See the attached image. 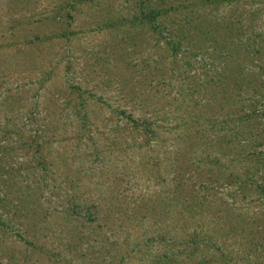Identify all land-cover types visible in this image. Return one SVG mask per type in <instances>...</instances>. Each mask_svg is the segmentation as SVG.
I'll return each instance as SVG.
<instances>
[{
  "label": "rangeland",
  "instance_id": "374dc122",
  "mask_svg": "<svg viewBox=\"0 0 264 264\" xmlns=\"http://www.w3.org/2000/svg\"><path fill=\"white\" fill-rule=\"evenodd\" d=\"M142 1L149 3L0 0V264H167L161 255L178 248L172 264H192L196 254L185 256L191 219L181 217L178 206L171 222L162 212L142 214L140 197L150 202L151 189L162 190L160 198L151 196L153 202L164 200L160 168L170 140L161 136L159 148L151 142L153 151L133 144L139 135L127 115L155 119L163 130L172 118L162 109L154 113L151 100L156 99V108L187 82L194 87L191 77L213 71L224 55L212 57L210 47L196 46L191 26L180 14L185 10H166L155 32L144 22L129 23ZM190 1L193 14L200 10L208 17L229 6L225 1ZM177 2L189 0L154 4ZM252 10L258 14L252 22H261L262 0L237 1L235 11L244 25L248 22L241 15ZM102 15L110 17L111 25L99 26L96 19ZM195 22L193 17L190 23ZM34 33L45 37L29 40ZM160 72L168 83L154 89L153 77ZM255 150L262 151L259 174L247 172L242 180L264 178V143ZM122 170L125 175L118 177ZM191 179L197 180L185 171L176 189ZM191 183L198 189L211 186L209 191L219 197L214 201L223 199L220 213L228 210L244 222L264 226V197L239 199L234 181L201 175ZM196 216L199 222L214 221L209 212ZM258 241L263 245L260 236ZM226 244L236 251L246 242L238 238ZM262 252L249 255L246 264L264 263Z\"/></svg>",
  "mask_w": 264,
  "mask_h": 264
},
{
  "label": "trees",
  "instance_id": "16d2710c",
  "mask_svg": "<svg viewBox=\"0 0 264 264\" xmlns=\"http://www.w3.org/2000/svg\"><path fill=\"white\" fill-rule=\"evenodd\" d=\"M154 1L149 0V3L146 1L145 5L142 1L139 5L141 8L137 13L131 14L128 22L133 24L137 21L144 22L155 32L159 17L166 10L176 9L179 12L185 10L180 14L184 15V22L190 24L192 31L190 37L196 40V46L203 49L210 47L212 57L220 53L224 56L213 71H204L201 75L191 77V80L193 78L195 80L194 87L191 85L192 81L187 82L186 85L175 89L174 95L166 96L165 101H161L156 108V99L151 100L154 113L157 114L162 109V113L167 112L172 118V123L168 126L165 124L163 130L155 124V119L133 118L127 115L134 131L139 135L138 142L137 137L133 136V144H143L153 151L151 142L157 141L159 148L161 136L170 140V147H165L162 151L163 162L160 168L164 172V189L167 190L161 195L164 200L160 205L153 202L151 196H154V199L160 198L162 190L151 189L149 193L151 195L148 197L150 202L140 197L142 214L152 212L153 215L161 216L162 212L171 222L174 219V216H171L174 207L178 206L176 210L180 216L191 219L194 224L192 230L187 233L188 238L185 239V242L190 243L185 256L191 258L196 254L192 258V264H230L235 254L239 255L233 261L234 264H246L249 255H260L256 252L264 249V243L262 245L258 241L260 236L264 242V226L259 227V221L254 225H251V220L244 222L241 215L228 210L220 213L218 208L224 202L223 199L219 202V197L209 191L211 186L203 184L198 189L194 188L191 182H197L201 175L227 183L234 181L237 183L239 199L252 194H255L256 199L264 197V178L256 181L244 177L242 180L243 174L246 175L247 172L249 173L246 176L250 177L258 173L257 167L262 151H256L255 146L264 143V18L261 22L256 20L252 22L258 14L253 10L248 11L241 15L248 22L244 25L238 19L239 12L235 11L238 0H198L199 4L209 1L216 3L225 1L229 4L225 12L220 11L217 16L211 17L205 16L200 10L193 14V8L187 7L188 4H193L190 0L185 4L169 3L167 7L154 4ZM158 1L161 3L168 0ZM262 1L264 3V0ZM188 12L196 18L195 23H190L193 17H189ZM109 19L107 15H102L96 20L101 26L104 23L111 25ZM118 22L124 23L123 20ZM43 37L45 35L34 33L29 40H41ZM167 43L173 49L176 47L173 41ZM163 75V72H160L153 77L154 89H161L168 83ZM249 149H252L251 155L248 153ZM246 155L248 156L245 159ZM185 171H191L197 180L191 179V182L185 183L182 190H178L176 188L179 176ZM125 173L122 170L118 177L124 176ZM159 174L158 171L157 176ZM248 181L250 183H247ZM231 194L229 192V195ZM214 198L218 200L214 201ZM145 207L147 208L144 209ZM260 210L263 213V208ZM202 212H209V216L212 214L214 221L210 223L197 221L196 214ZM218 238L220 243H216ZM238 238L245 239L246 245L240 250L233 251L226 242L237 243ZM179 252L181 248L169 254L164 253L161 260L172 264ZM261 255L264 258V252ZM238 260L242 262L239 263ZM185 263L187 262L181 261V264Z\"/></svg>",
  "mask_w": 264,
  "mask_h": 264
}]
</instances>
